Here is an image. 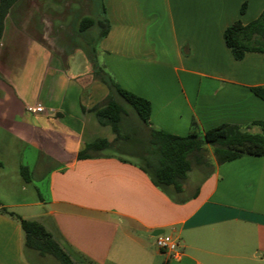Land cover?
<instances>
[{
    "label": "crops",
    "instance_id": "crops-1",
    "mask_svg": "<svg viewBox=\"0 0 264 264\" xmlns=\"http://www.w3.org/2000/svg\"><path fill=\"white\" fill-rule=\"evenodd\" d=\"M263 1L101 0L96 19L108 30L100 37L97 25L91 40L97 64L150 101L148 126L187 135L234 123L258 132L264 99L251 87H264V54L235 59L223 32L236 19L256 18ZM88 5L17 0L9 7L0 38V135L3 152L24 145L17 172L25 167L28 179L5 189L0 206L39 221L79 264H264V153L212 158L172 197L118 152L76 157L94 138L114 137L83 109L102 101L107 86L94 78L89 56L70 61L74 51L65 46L74 34L89 36L90 26L78 29L91 16ZM34 180L32 194L25 184ZM161 232L178 240V258L155 245ZM0 264L56 262L25 250L19 220L0 211Z\"/></svg>",
    "mask_w": 264,
    "mask_h": 264
},
{
    "label": "trees",
    "instance_id": "trees-1",
    "mask_svg": "<svg viewBox=\"0 0 264 264\" xmlns=\"http://www.w3.org/2000/svg\"><path fill=\"white\" fill-rule=\"evenodd\" d=\"M17 0H0V38L4 29V21L9 7ZM244 9V4L240 12ZM100 27L99 36L106 34L108 22L106 19L82 17L78 21L79 31H85L89 26ZM225 44L231 50L235 59H241L247 52L264 54V1L260 14L247 23L236 19L227 25L223 32ZM94 78L103 82L108 92L104 99L87 109L95 115L98 122L109 125L114 137H96L84 144L76 154L77 158L98 155L104 150H111L118 145H126L132 135L122 132L121 123L127 114L122 101L130 104L138 118L145 125L147 135L145 141L133 152L135 159L125 157L119 152V157L130 160L148 174L152 183L169 196L181 191L183 181L192 164H209L205 159L204 144L212 146V154L216 163L233 160L241 155H262L264 153V120H256L253 124L260 126V131L252 132L242 129L234 123H221L206 129L202 134L191 130L187 135H176L160 128L148 126L151 112L150 101L122 86L98 64L93 65ZM251 90L264 99V87L252 86ZM196 124L192 121V126ZM21 175L28 179L25 167L20 168ZM0 211L15 215L23 232L25 250L35 252L41 257H51L56 264H79L64 250L43 224L35 219L23 218L6 207L0 206Z\"/></svg>",
    "mask_w": 264,
    "mask_h": 264
},
{
    "label": "rangeland",
    "instance_id": "rangeland-1",
    "mask_svg": "<svg viewBox=\"0 0 264 264\" xmlns=\"http://www.w3.org/2000/svg\"><path fill=\"white\" fill-rule=\"evenodd\" d=\"M40 0H32L35 4L39 3ZM48 2H54L52 0H48ZM65 4L66 3H88L89 7V12H90V17L95 18L97 17L100 7H101V0H64ZM70 24V23H69ZM89 36L86 37L84 34H78V35H73L72 40L73 42L65 44L66 47H72L73 53H71V59L72 60H77V58L80 55H87L90 58V61L92 59L93 65L97 64V61L100 60L99 56H96V54L93 52L94 51V44L91 41L92 39H95V36L97 35V32L99 31V28L96 24L90 26L89 28ZM71 31V30H70ZM68 55V56H70ZM123 105L125 107V110L127 111V114L124 116L123 121L121 123V130L122 132H127L132 135V139L130 142L126 145H118L115 146L112 151L115 152H121L123 156L129 157L132 159H135V156L133 155V152L141 147L143 142L145 141L146 135H147V129L145 125L141 122V120L138 118L135 110L133 107L128 104L125 101H122ZM2 134V132H0ZM0 143L2 148L0 149V159L3 161V167L0 168V194H4L6 197H8V192L5 191V189H11L13 188V191H16L18 189L16 183L22 182V176L17 172V165L20 161V153H19V148L24 147V145L18 144V142H15L13 147L9 146L10 151L9 153L3 152L5 146H6V141L7 139L3 138L4 135H0ZM110 151V150H109ZM203 155L205 159L210 162V160L213 158L212 154V146L209 144H204V152ZM197 164L193 163L192 164V169L188 171L187 176L189 178H194L195 171L193 170L194 168H197ZM37 180H34L30 183H26L25 186L27 187L28 191L31 192L32 194H35L36 192V187ZM38 187V186H37ZM8 191V190H7ZM14 214L18 212L16 209L11 210ZM54 260V259H53Z\"/></svg>",
    "mask_w": 264,
    "mask_h": 264
},
{
    "label": "built area",
    "instance_id": "built-area-1",
    "mask_svg": "<svg viewBox=\"0 0 264 264\" xmlns=\"http://www.w3.org/2000/svg\"><path fill=\"white\" fill-rule=\"evenodd\" d=\"M28 110L42 111L41 106H28ZM154 243L160 250L167 253L171 258H178L181 254V248L178 240L170 233L161 232L154 236Z\"/></svg>",
    "mask_w": 264,
    "mask_h": 264
}]
</instances>
